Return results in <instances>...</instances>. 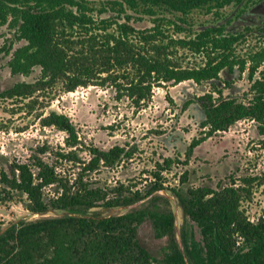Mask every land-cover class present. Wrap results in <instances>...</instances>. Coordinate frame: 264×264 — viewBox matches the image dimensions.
Wrapping results in <instances>:
<instances>
[{
  "label": "trees",
  "instance_id": "obj_1",
  "mask_svg": "<svg viewBox=\"0 0 264 264\" xmlns=\"http://www.w3.org/2000/svg\"><path fill=\"white\" fill-rule=\"evenodd\" d=\"M256 1L0 0V30L8 28L12 41L22 42L15 49L9 43L6 50L10 73L29 77L38 70L35 80L1 91L0 100L18 101L26 114L57 84L64 92L110 87L116 100L127 99L135 110L147 105L155 88L187 81L209 85L181 105L185 111L196 103L204 114L184 160L154 162L141 188V183L111 186L95 177L132 160L134 145L103 150L83 143L66 115L38 114L42 127L65 134L64 146H36L26 161L0 155V205L18 202L38 216L0 229V264H264V216L250 221L242 209L255 178L228 177L229 183L216 189H183L186 172L179 177L181 186H169L163 175L174 164L187 165L198 146L243 120L256 124L264 146V22L233 31L218 23L225 7L237 10ZM193 12L211 13L216 22L195 29L188 20ZM143 20L151 26L139 27ZM248 36L263 47L243 58L236 46ZM178 51L201 56L203 65L179 66ZM244 72L250 83L245 101L224 96L231 81L221 74ZM167 193L181 212L178 231ZM120 208L127 210L112 213ZM144 223L165 240L158 256L139 239Z\"/></svg>",
  "mask_w": 264,
  "mask_h": 264
},
{
  "label": "rangeland",
  "instance_id": "obj_2",
  "mask_svg": "<svg viewBox=\"0 0 264 264\" xmlns=\"http://www.w3.org/2000/svg\"><path fill=\"white\" fill-rule=\"evenodd\" d=\"M237 8L239 17L231 14L236 11L233 6L221 11L222 20L228 31L237 30L244 25L258 24L264 19V0ZM246 7V8H245ZM245 12V13H243ZM188 20L195 29L216 22L213 14L193 12ZM141 28L151 26L148 20L138 23ZM171 35H173L171 33ZM179 37V35H173ZM11 43L12 49L22 42L12 41V33L4 27L0 30V92L16 82H31L38 76L36 69L29 77L13 76L8 68L10 54L6 52ZM263 42L255 36H248L245 42L236 46V55L245 58L247 55L263 47ZM176 61L182 67H199L204 63L201 56L187 51H178ZM221 77L231 79V85L223 89L224 96H233L245 101L248 94L249 81L247 73L241 76L227 75ZM209 90V85L197 86L187 81L166 88H155L151 100L145 107L135 110L127 99H115L110 87L88 86L78 88L74 92H64L60 84L40 98L34 112L26 114L18 101L0 100V155L8 160L26 161L30 149L40 145L51 148L63 147L65 134L53 127H42L38 114L46 115L50 111L66 115L76 126L81 141L94 144L107 150L113 146L134 145L136 154L133 159L121 163L109 171H101L95 177L108 185L115 182L123 184L141 183L145 185L148 173L153 170L154 162L171 157L184 160L183 151L198 135L199 122L204 114L201 107L193 103L185 111L181 105ZM263 138L258 135L253 121L243 120L229 128L227 132L215 133L211 138L198 146L187 165L174 164L169 173H163L169 186H179V177L187 173V182L181 187L209 186L229 183L228 177L238 180L242 177L255 178L252 185L251 200L242 203L250 221H257L264 216V146ZM238 183V182H237ZM169 195V193H167ZM172 204L177 231L182 223L181 212L175 200L169 195ZM127 209L112 210V213H123ZM37 215L28 213L18 202L0 205V229L20 220H32ZM194 237L200 240L196 226H192ZM138 236L153 256H158L165 240L154 237L151 226L142 224Z\"/></svg>",
  "mask_w": 264,
  "mask_h": 264
},
{
  "label": "flooded vegetation",
  "instance_id": "obj_3",
  "mask_svg": "<svg viewBox=\"0 0 264 264\" xmlns=\"http://www.w3.org/2000/svg\"><path fill=\"white\" fill-rule=\"evenodd\" d=\"M260 1H262V0H258V1H256L255 3H251V4L255 5L257 2H260ZM253 5H252V6H253ZM252 8H255V6H253ZM243 13H245V12H243ZM238 15H239V14H238V10L234 11V12L231 14V16H233V17H235V16H236V17H239V16H241L242 14L239 15V16H238ZM263 22H264V19H263V21L259 22L258 24L263 23ZM258 24H256V23H252V25H258ZM249 25H251V24H249ZM244 26H245V25H244ZM225 79H227V81H229V82L231 81V79H228V78H225Z\"/></svg>",
  "mask_w": 264,
  "mask_h": 264
},
{
  "label": "water",
  "instance_id": "obj_4",
  "mask_svg": "<svg viewBox=\"0 0 264 264\" xmlns=\"http://www.w3.org/2000/svg\"><path fill=\"white\" fill-rule=\"evenodd\" d=\"M51 214H56V213H51ZM16 223V222H15ZM9 226V225H8ZM3 231V230H2ZM2 231L0 232V234L2 233Z\"/></svg>",
  "mask_w": 264,
  "mask_h": 264
}]
</instances>
